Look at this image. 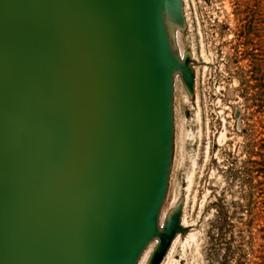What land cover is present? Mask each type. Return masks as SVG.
<instances>
[{"label": "water", "instance_id": "1", "mask_svg": "<svg viewBox=\"0 0 264 264\" xmlns=\"http://www.w3.org/2000/svg\"><path fill=\"white\" fill-rule=\"evenodd\" d=\"M182 0H0V264H159Z\"/></svg>", "mask_w": 264, "mask_h": 264}, {"label": "rangeland", "instance_id": "2", "mask_svg": "<svg viewBox=\"0 0 264 264\" xmlns=\"http://www.w3.org/2000/svg\"><path fill=\"white\" fill-rule=\"evenodd\" d=\"M182 3L183 26L168 31L193 83L174 78L159 221L178 207L183 232L159 264H264V0ZM156 243L137 264L151 263Z\"/></svg>", "mask_w": 264, "mask_h": 264}, {"label": "bare ground", "instance_id": "3", "mask_svg": "<svg viewBox=\"0 0 264 264\" xmlns=\"http://www.w3.org/2000/svg\"><path fill=\"white\" fill-rule=\"evenodd\" d=\"M180 46H181V44H180ZM181 55H182V57H183L184 52L181 51ZM177 203H178V200L175 202V204H177Z\"/></svg>", "mask_w": 264, "mask_h": 264}]
</instances>
